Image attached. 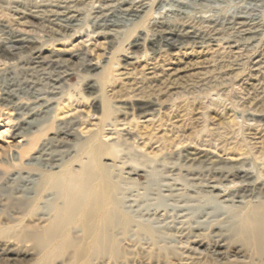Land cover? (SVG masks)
<instances>
[{"label": "rangeland", "instance_id": "1", "mask_svg": "<svg viewBox=\"0 0 264 264\" xmlns=\"http://www.w3.org/2000/svg\"><path fill=\"white\" fill-rule=\"evenodd\" d=\"M133 2L142 4L134 16L124 11ZM61 5L70 21L49 15L68 10ZM238 18L260 33L231 48ZM158 20H197L224 41L158 39ZM15 32L43 50L35 59L34 48L0 41V88L11 79L17 96L48 107L21 137L0 90V264H264L242 234L264 194L236 191L264 181V0H0V40ZM148 100L155 105L141 108ZM71 118L72 134L59 132ZM49 142L59 145L47 150L59 165L50 170L32 159ZM250 168V179L235 175ZM47 228L55 238L43 249L35 236L46 239Z\"/></svg>", "mask_w": 264, "mask_h": 264}, {"label": "bare ground", "instance_id": "2", "mask_svg": "<svg viewBox=\"0 0 264 264\" xmlns=\"http://www.w3.org/2000/svg\"><path fill=\"white\" fill-rule=\"evenodd\" d=\"M43 2V1H41ZM66 2V1H64ZM78 4V3H77ZM144 4V3H143ZM70 5V4H69ZM121 5V4H120ZM64 5V6H59V9H68L67 11L65 10H58V11H49V15L50 16H54L55 19H61V20H71L72 16H68V11H69V6ZM105 6V5H104ZM107 6V5H106ZM38 7H45L44 4L39 5ZM100 7V6H99ZM142 4H140L139 2H133L130 4L129 7L125 8V12L131 15H137L139 12L142 11ZM36 9V8H34ZM33 9V10H34ZM40 9V8H39ZM99 9V8H98ZM33 10H29L28 12L23 13L24 15L27 14L28 16H33V17H38L37 12L38 11H33ZM112 7L111 6H107V7H103L100 8V17L101 19H104L106 21V19L111 15V11ZM124 12V13H125ZM198 14V13H197ZM99 16V15H98ZM129 16V15H128ZM250 17V16H249ZM52 18V17H51ZM29 19V18H28ZM53 19V18H52ZM186 19V18H185ZM230 20V19H229ZM209 22V21H208ZM230 22V21H229ZM204 23V22H203ZM231 23V22H230ZM207 24V23H205ZM214 24V23H213ZM106 26V25H105ZM258 26V25H257ZM230 29V35H229V39H227L229 41V45L231 48H235L237 47L238 44H240L243 41H248L250 39H254L257 35H259V30L256 29L255 27H253L252 25H250L246 20L242 19V18H238L237 20H235L234 24L229 27ZM258 28V27H257ZM260 28V26H259ZM228 30V31H229ZM153 32H155L156 36L158 37V39H162V38H166L169 37L173 38L175 36V38H180L183 39V41L186 42V46H193V47H198V48H202L204 47L205 43H215L216 41H220L224 39V36L220 33V31L215 28L214 26H207V25H202L201 23H199V21H195V20H184L180 23L179 28H170L167 26H163L162 25V20H158L157 24L155 25V27L153 28ZM227 32V31H226ZM264 34V33H263ZM2 45L6 46L7 48H12L15 46H19V47H26V48H34V54L35 55L33 58H38L40 53L42 52V47L38 46V41L36 39H32V38H26L23 37L21 35V33H13L10 37L5 38L4 40H0ZM169 41V40H168ZM171 41V40H170ZM224 41V40H223ZM251 41V40H250ZM167 42V41H166ZM219 43V42H217ZM183 44V43H182ZM200 44V45H199ZM242 44V43H241ZM199 45V46H197ZM246 45V44H245ZM184 46V45H183ZM182 46V47H183ZM172 47V46H171ZM241 47V46H240ZM189 48V47H188ZM195 49V48H194ZM180 51V50H179ZM193 51V50H192ZM233 51V49H232ZM231 51V52H232ZM199 53V52H198ZM234 53V52H233ZM236 54V53H235ZM76 55V54H75ZM34 60V59H33ZM44 62V61H43ZM51 62L55 63V61ZM35 64H39L40 62L35 61ZM57 63V62H56ZM129 65V64H128ZM42 66L39 64V66H37L38 68ZM230 66V65H229ZM31 69V68H30ZM152 69V68H151ZM36 71V70H35ZM41 71V70H40ZM226 71V70H225ZM45 73V72H43ZM58 73V72H57ZM123 74V73H122ZM42 75V74H41ZM52 76V75H51ZM43 77V76H42ZM49 77V76H48ZM62 75L59 74L55 79L53 78L52 80L54 81V83H58L61 79H62ZM47 79V78H45ZM48 80V79H47ZM51 80V79H50ZM27 81V80H26ZM32 81V80H31ZM25 85V84H24ZM12 86H15V84L13 83V81L11 79H7V81L5 82L4 86L0 88L1 90V94L2 99L6 101L7 105H10L11 107H14V109L16 110V119L18 120V125L15 128V131H17L16 134H21L20 136H27L28 132L30 131V127L32 126L33 122L36 120L34 119V121L29 120L28 117L34 115L37 113V111H40V109H37L38 106H43L42 103H45L43 108L48 107V102L47 100H44L43 98H38L36 96L35 100L36 103L35 104H28L26 100H29L30 95L28 93H32L31 91L33 90L28 84L25 85V87H29L27 90L20 89L22 91H24L23 93H26L27 95H29L26 99H23L19 96H17L14 92V87L12 88ZM38 100H42L43 102L41 103H37ZM141 108H152L155 103L151 100H148L146 102L140 103L139 104ZM42 108V109H43ZM26 115V116H25ZM53 118V117H52ZM33 119V118H32ZM75 119L71 118L69 120L64 121L63 123H59L58 124V130L59 132H61L62 134L65 135H70L72 134L70 131L68 126L71 124L75 123ZM26 124L27 127H23V125ZM34 131V130H33ZM84 134V133H83ZM249 134V133H248ZM76 135V134H75ZM32 136V135H31ZM90 137V136H89ZM127 138V137H126ZM99 139V138H98ZM35 141V140H34ZM58 141V140H57ZM31 142V141H29ZM92 143V142H91ZM15 146H17L19 148V152H17V156H15V158L18 159V161L22 160L25 157V153L26 151L23 150L24 146L21 147L20 145H18V141L15 142ZM30 145V143H28ZM118 144V141L117 143ZM96 145V144H95ZM51 146H59L58 144H55L53 142H49L44 144V147L39 149L40 151L43 150L38 156L36 157H32V159H41L43 160L47 165L48 169H52V168H57L59 165L56 163V161L58 159L55 158V155L53 154L54 151H47L49 150V148H51ZM62 147H64V145L61 144ZM66 147V146H65ZM68 147V146H67ZM55 148V147H53ZM88 148V147H87ZM52 149V148H51ZM27 150V148H26ZM30 150V149H29ZM118 150V149H117ZM46 155V157H44ZM61 155V154H60ZM189 155V154H188ZM48 156V157H47ZM198 156V155H197ZM137 158V157H136ZM164 160V159H163ZM192 160V159H191ZM138 161V160H137ZM211 162V161H210ZM206 163V162H205ZM166 164V163H165ZM169 164V163H167ZM197 164V163H196ZM200 165V164H199ZM227 165V164H226ZM225 165V167H226ZM246 165V164H245ZM223 166V165H222ZM249 166V165H248ZM45 167V166H44ZM84 167V166H83ZM163 167V166H162ZM199 170H200V166ZM49 169V170H50ZM90 171V170H89ZM236 171V170H235ZM87 174V173H86ZM128 174V173H127ZM215 174V173H213ZM229 174V173H228ZM253 170L250 169H240L238 170L235 175H239L242 177V179L244 178V180L246 179H250L253 177ZM210 175V173H209ZM86 176V175H85ZM218 176V175H217ZM23 177V176H22ZM218 178V177H217ZM220 178V177H219ZM119 179V178H118ZM259 179V178H258ZM257 179V180H258ZM19 180V179H18ZM35 180V179H34ZM70 181H75V183L78 182L77 177H71V179L69 178ZM98 180V179H97ZM96 180V181H97ZM215 181V180H214ZM240 182V181H239ZM248 182V181H247ZM234 183V181H233ZM56 184V183H55ZM31 185V181L28 179L26 180L23 184L20 185V189L23 190H27L29 189ZM33 186V185H32ZM54 186V185H53ZM208 186V185H207ZM212 186V185H211ZM83 187V186H82ZM76 188V187H75ZM81 188V187H80ZM255 190V191H254ZM237 192H241L242 195H250L253 192L258 193L259 195L264 194V181H260L259 184L257 186H251L249 184L246 185H240V187L238 188V190H236ZM58 192V191H57ZM247 193V194H246ZM217 194V193H216ZM256 194V195H258ZM70 196H67V209H66V213L70 214V212H72L73 210H75V205L78 203L79 201V192L76 195V191H71V193H69ZM196 196V195H195ZM223 196V195H222ZM247 198V197H246ZM228 199V198H227ZM105 200V199H104ZM263 200V199H262ZM103 201V200H102ZM240 202V201H237ZM100 203V199L97 200L96 202V207L99 206ZM226 203V202H225ZM107 205V204H106ZM109 205V204H108ZM240 205V204H239ZM102 207V206H101ZM231 207V206H230ZM103 209V208H102ZM97 211V210H96ZM248 216L246 217V219L244 220V229L242 230V234L244 236V240L247 241V243L249 245H251V247L254 249L255 253L257 254L258 257H261L264 255V202H260L257 204H254L251 206V208L249 209L248 212ZM213 214V213H211ZM105 215V214H104ZM237 216V215H235ZM87 217V216H86ZM107 217V216H106ZM213 217V216H212ZM90 218V217H89ZM108 218V217H107ZM119 218V217H118ZM209 218V217H208ZM91 219V218H90ZM212 219V218H211ZM217 219V218H216ZM175 220V219H174ZM59 221V220H58ZM219 221V220H218ZM208 222V221H207ZM215 223V222H214ZM206 224V223H205ZM213 224V223H212ZM211 224V226H212ZM90 222L85 220L84 221V227L87 231H91L90 230ZM204 226V225H203ZM94 227V226H93ZM186 227V226H185ZM207 228V227H206ZM48 232L50 236H48L46 239L43 238L40 235H36L35 238L37 239L38 244L44 249L45 247H48L49 244L51 243V241L55 238L54 234L52 236L51 232L52 230H49ZM46 229V230H47ZM94 229V228H93ZM231 230V229H230ZM91 233V232H90ZM94 233V231H93ZM39 234V233H38ZM48 234V233H47ZM95 234V233H94ZM97 235V234H96ZM94 243H93V250L95 251V248L98 249L100 247V238L95 239L94 238ZM215 243V242H214ZM59 246V245H58ZM105 246V245H104ZM214 247V246H213ZM4 249V247H3ZM96 255V254H95ZM220 259V258H219Z\"/></svg>", "mask_w": 264, "mask_h": 264}]
</instances>
